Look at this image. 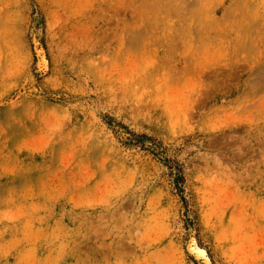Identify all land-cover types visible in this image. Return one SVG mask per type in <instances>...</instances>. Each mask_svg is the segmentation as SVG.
<instances>
[{
	"label": "rangeland",
	"instance_id": "1",
	"mask_svg": "<svg viewBox=\"0 0 264 264\" xmlns=\"http://www.w3.org/2000/svg\"><path fill=\"white\" fill-rule=\"evenodd\" d=\"M0 264H264V0H0Z\"/></svg>",
	"mask_w": 264,
	"mask_h": 264
},
{
	"label": "bare ground",
	"instance_id": "2",
	"mask_svg": "<svg viewBox=\"0 0 264 264\" xmlns=\"http://www.w3.org/2000/svg\"><path fill=\"white\" fill-rule=\"evenodd\" d=\"M42 58H43V57H42ZM42 58L40 59V63L44 64ZM194 251H195V250H194Z\"/></svg>",
	"mask_w": 264,
	"mask_h": 264
}]
</instances>
